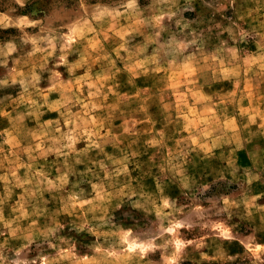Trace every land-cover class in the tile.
<instances>
[{
  "label": "rangeland",
  "instance_id": "rangeland-1",
  "mask_svg": "<svg viewBox=\"0 0 264 264\" xmlns=\"http://www.w3.org/2000/svg\"><path fill=\"white\" fill-rule=\"evenodd\" d=\"M0 264H264V0H0Z\"/></svg>",
  "mask_w": 264,
  "mask_h": 264
}]
</instances>
